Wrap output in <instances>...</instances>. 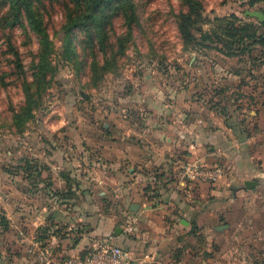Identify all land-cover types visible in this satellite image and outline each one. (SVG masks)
<instances>
[{
	"label": "crops",
	"instance_id": "crops-1",
	"mask_svg": "<svg viewBox=\"0 0 264 264\" xmlns=\"http://www.w3.org/2000/svg\"><path fill=\"white\" fill-rule=\"evenodd\" d=\"M243 81L209 79L201 95L173 96L176 110L181 103L190 107L153 110V126L147 123L143 128L153 142L144 137L130 141L131 133L126 131L121 148L111 141L102 149V158L89 160L93 172L88 185L80 174L69 180L70 185L58 177L56 194L47 190L41 205L31 201L11 209L6 213L9 234L0 237V264L31 263L27 249L33 241L39 242L34 237L42 227L46 228L43 245L57 262L82 254L95 240L105 238L128 249L134 264H264V216L248 220L251 210L245 205L264 181L259 170L264 164V80ZM214 86L226 90L207 97ZM189 88L192 85L187 89L191 92ZM210 99L215 107L206 105ZM199 101L218 122L193 118V104L198 107ZM177 112L187 117L184 122L175 117ZM189 144L194 148L189 149ZM222 156L231 164L240 162L243 172L256 176L235 173L227 180L231 187L218 185L222 179L190 191L173 185L170 173L180 161H216ZM247 180L257 184L247 188ZM36 214L41 221H36ZM130 214L137 218L131 233L124 230Z\"/></svg>",
	"mask_w": 264,
	"mask_h": 264
},
{
	"label": "rangeland",
	"instance_id": "rangeland-1",
	"mask_svg": "<svg viewBox=\"0 0 264 264\" xmlns=\"http://www.w3.org/2000/svg\"><path fill=\"white\" fill-rule=\"evenodd\" d=\"M201 1L204 15L210 20L229 15L245 18L249 17L244 15L246 10H264V1L252 6L248 5V0ZM136 5L138 20L130 30L131 38L125 43L124 53L117 55L115 66L103 71L101 78L93 80L91 58L84 55L78 42L83 37L79 33L76 38L78 63L60 60L58 53L63 35L60 27L64 20V8L58 1L45 0L44 19L56 48L54 59L59 61V69L43 93L33 117L21 127L13 123V115L20 112L24 103L20 71L23 70L31 79L29 65L36 53L37 41L32 33L18 26L0 30V216H7L6 213L14 207L25 206L31 201L41 205L42 201H46L44 194L47 190L52 193L57 191L58 177L68 184L75 174H80L82 178L85 176L83 184L88 185L89 174L93 172V164L89 160L102 158V149L111 141L121 148L122 143L127 141L123 134L126 131L131 133L130 141L144 137L153 142L150 133L145 136L143 129L147 123L153 126V110L177 111L190 107L181 103L176 110L175 104L171 103L173 96L183 99L190 93L201 95L200 89L209 79L222 83L235 78L262 82L264 44L254 46L249 55L234 57L223 56L214 48L216 44H210L212 48L199 45L186 47L176 24V14L185 9L178 0H139ZM249 19L257 21L256 17ZM208 28L209 24L202 26L203 30ZM259 31L262 29L259 28ZM126 33L124 20L120 15L115 16L108 31V56L117 52L116 40ZM11 48L17 52L22 69H18ZM103 57L102 52L97 53L99 65L103 64ZM252 59L257 60L253 62ZM252 64L258 67L251 68ZM237 69L241 71L239 76L234 74ZM190 85L191 92H188ZM199 103L198 107L193 104L196 111L193 118L218 122L219 119L211 113L206 114V106ZM228 108L233 110L234 106ZM183 111L187 112V109ZM175 117L180 122L187 118L183 112H177ZM193 148L189 144V149ZM187 161L190 159L176 164L174 171ZM204 162L225 169V175L218 185L231 187L233 183L227 180L235 173L243 178L256 176V172H243L245 169L240 162L231 164L224 157ZM259 170L264 172V164ZM37 172L41 174L40 178ZM170 174L176 186L174 173ZM48 179L51 185L46 186L42 181ZM255 189L257 193L247 198L246 204V200L243 202L251 210L247 212V218L251 221L253 217L264 216V181ZM35 196L37 198H33ZM117 210L118 207L113 208L114 212ZM34 218L36 221L42 220L39 214ZM3 233L0 228V237ZM5 243L8 244V239Z\"/></svg>",
	"mask_w": 264,
	"mask_h": 264
},
{
	"label": "trees",
	"instance_id": "trees-1",
	"mask_svg": "<svg viewBox=\"0 0 264 264\" xmlns=\"http://www.w3.org/2000/svg\"><path fill=\"white\" fill-rule=\"evenodd\" d=\"M49 1H58L64 8V20L60 27V32L63 34L58 53L60 60L78 63L79 55L76 48V38L77 33H79L83 37L78 42L81 44L84 55L91 58L90 71L93 80L101 78L103 71H109L111 67L116 65L117 55L124 53L125 43L131 38L130 30L138 20V4L136 5V1L139 0ZM178 1L181 7L185 8L176 14L177 29L184 46L199 45L202 47H211L212 45L210 44H216L214 48L223 56L234 57L249 55L253 48H255L254 46L264 44V21L257 19L254 22L249 17L240 18L236 15L214 17L210 20L204 15V5L201 0ZM259 1L264 0H248L247 3L252 6ZM261 11L264 14V10L260 9ZM44 12L45 0H0V30L4 31L5 29L18 26L32 33L37 41V50L29 65L31 79H28L29 77L26 76L23 70L20 71L24 103L20 112L13 115V123L17 127H21L28 119L33 117L34 110L41 104L43 93L59 69V61L54 59V56L57 54L56 48L46 26ZM118 15L124 20L127 33L117 38V52L108 56L107 52L110 47L108 31L112 26L113 19ZM204 24H209L207 30L202 29ZM197 27L200 28L197 29ZM259 28L262 29L261 32ZM11 50L16 58V64L19 67L17 68L22 69L17 52L13 48ZM98 52H102L104 55L102 65L98 63ZM252 60L254 62L257 59ZM252 67L258 66L252 64ZM240 73L241 71L238 69L234 72L237 76ZM248 73L250 77H253L251 72L248 71ZM262 78L264 80V74ZM224 90L226 89L223 87L214 86L211 87L210 93L212 96H218ZM211 99L209 106L215 107V105L211 104L213 101ZM218 107L220 106L218 105ZM217 110L220 109L217 108ZM36 175L39 178L41 176L39 172ZM175 175L176 171H174V179ZM42 182H45L46 186L51 185L49 179L47 181L43 180ZM67 185H70V183ZM56 192L54 191V194ZM8 222L5 214L0 216L1 232L8 230ZM44 229L46 228L42 227L40 232H35L34 237L38 239L41 247H45L41 240ZM28 249L27 255L29 256ZM27 261L29 260L27 259Z\"/></svg>",
	"mask_w": 264,
	"mask_h": 264
},
{
	"label": "built area",
	"instance_id": "built-area-1",
	"mask_svg": "<svg viewBox=\"0 0 264 264\" xmlns=\"http://www.w3.org/2000/svg\"><path fill=\"white\" fill-rule=\"evenodd\" d=\"M224 175L225 169L220 165L212 166L201 160L187 161L176 170V188L190 191L201 183H216ZM136 221V216L128 215L124 230L131 233ZM28 250L32 259L27 264H134L135 261L128 249L105 238L95 240L82 255L69 256L62 262L55 261L50 250L41 247L37 241H33Z\"/></svg>",
	"mask_w": 264,
	"mask_h": 264
},
{
	"label": "water",
	"instance_id": "water-1",
	"mask_svg": "<svg viewBox=\"0 0 264 264\" xmlns=\"http://www.w3.org/2000/svg\"><path fill=\"white\" fill-rule=\"evenodd\" d=\"M245 16H249V17H256L258 20L260 21H264V14L260 11H256V10H246L244 12ZM257 182L256 181H252V180H247L245 181L244 185L247 188H251L252 186L256 185ZM119 232V230H118Z\"/></svg>",
	"mask_w": 264,
	"mask_h": 264
}]
</instances>
